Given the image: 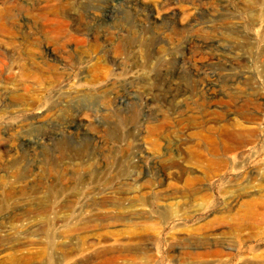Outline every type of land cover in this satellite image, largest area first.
Returning <instances> with one entry per match:
<instances>
[{
	"label": "rangeland",
	"instance_id": "374dc122",
	"mask_svg": "<svg viewBox=\"0 0 264 264\" xmlns=\"http://www.w3.org/2000/svg\"><path fill=\"white\" fill-rule=\"evenodd\" d=\"M6 1L20 7L13 11L19 22L0 18V27L18 31L9 36L0 30V92L29 87L42 98L30 108L1 93L0 176L9 177L15 164L39 173L49 159L60 161L63 145L90 148L96 167L85 175L70 167L66 177L91 181L95 169H126L139 194L153 189L156 199L139 214L112 215L88 230L0 225V264H22L23 258L25 264H264V158L258 163L245 149L242 163L213 169L203 144V164L189 165V176L198 178L192 189L165 179L174 160L198 149L192 134L201 128L190 127L187 118L203 122L206 133L223 125L222 117L244 121L243 104L258 100L249 113L263 132L252 150L264 148V0H55L59 17L37 22L43 0H0V10ZM20 60L38 73L48 60L55 77L46 73L51 77L41 86L16 76L11 84L6 78L15 70L9 67ZM67 179L46 176L33 190L16 186L15 201L22 210L61 205L49 219L75 216L82 201L71 211L68 192L56 193L71 185ZM123 195L127 204L135 193L125 187ZM36 215L32 223L44 220ZM222 218L225 224L218 223Z\"/></svg>",
	"mask_w": 264,
	"mask_h": 264
},
{
	"label": "bare ground",
	"instance_id": "6f19581e",
	"mask_svg": "<svg viewBox=\"0 0 264 264\" xmlns=\"http://www.w3.org/2000/svg\"><path fill=\"white\" fill-rule=\"evenodd\" d=\"M54 1L55 0H52V3H51L48 0L47 1L43 0L45 5H42V1H41V3L39 2V4L36 7V9H37L36 11L38 12V15L35 16L36 22H37V19H41V20L44 19V20L49 21L50 19L55 20V19H57V17H59L60 11H62V10L60 9V7H58L56 4L53 3ZM18 6L19 5L11 6L9 1H6L4 3V8L0 10L1 21H4V19L9 18L13 22H19V20L18 19L16 20L15 15L13 14L14 9H16V7H18ZM63 14H65V13H63ZM53 20H51V21H53ZM61 21H63V20H61ZM43 22H45V21H43ZM33 24H35V23H33ZM46 26H47V24H46ZM58 27H59V25H58ZM51 28H53V27H51ZM16 29L17 28H13V27L11 28L10 26L5 25L4 23H2L1 27H0L1 32L3 34L9 35V36L17 34L18 31H15ZM60 30H61V28H60ZM54 33H55V31H54ZM56 35H58V34H56ZM59 35H60V33H59ZM47 36H50V35H47ZM26 54H28V53H26ZM43 54H44V52H43ZM54 54H56V53H54ZM29 56H30L29 58L32 59V62H34V64H35V61L37 62V64H39V62L36 59L34 60L33 55L30 54ZM38 57H39V55H38ZM42 57H45V56L42 55ZM0 59H2V58L0 57ZM17 60L15 59V61H17ZM46 61H48V60H46ZM46 61L43 62L44 63L43 68H40L41 73L31 71L32 69L27 67V65H26L27 63L25 61L24 62L26 64L21 63V60H20V62H17L19 65L14 62V64L12 66H10L9 69L13 70V71L15 70V72L14 73L11 72L10 75L6 79L8 81H10L11 84H13L12 80L16 76H21V77H26V78L30 77L31 80L33 78L35 82L40 83L42 86L43 81H45L47 78L51 77V76L47 77V75L45 76V74L47 73L48 75L50 74L53 76V74L55 73L54 65L52 66L49 62H46ZM40 66H42V65H40ZM58 76L59 75H57L56 77L59 79ZM54 77H55V74H54ZM28 80H30V79L28 78ZM99 80H101V79L99 78ZM51 82H53V81H51ZM37 83H35V85ZM5 87L7 88L8 91L0 92V98L2 95L1 93L6 94L8 92V96L10 98L17 99L22 106L25 105V106H28L30 108H35L39 105L40 99L42 98L39 96L40 97V99H39V97L37 95L38 93L31 91V88H29V87H26L24 89L22 87V89L24 90L22 92H24V93L15 92L17 94L11 93L12 91L9 93V91L11 89L8 86H5ZM46 87H47V84H46ZM41 91H43V90H41ZM2 100H4V99H2ZM6 101H7V99H6ZM65 101H67V100L65 99ZM251 104L254 106L260 105L258 100H256V102L254 100H247L245 102V105L243 104L242 108L240 109V113H241L244 121L242 120V122H241V121L236 120L234 118L225 119L224 117H222L224 124L218 128H214V129L212 128L210 131H207L206 133H203V122H198L193 117L189 118V119L187 118V122H188V125L190 127L201 128L200 131L192 134V138H195L198 140V149L196 150L194 155H186V156H182V157L179 156V158L177 160H174V162H173L174 164L168 166V169L172 170V171H170L167 176L165 175L167 177V178L165 177V179L167 181L171 180V179L184 181L186 183V186L192 189L195 186L196 182L198 181V178L189 176V165L194 161L197 163L203 164V144H204L205 148L208 149V155H206L205 160L209 164V166H211L213 169H216V168L219 169L221 167L225 168V167H229L235 163H242L244 161L243 157L246 156V153H244L245 155L243 154V156H241V152H244L245 149H249L252 152V154L250 156L254 157L258 161V163H260L259 160L264 158V148L261 150H256V152L254 149L252 150V148H253L254 143L259 141L263 130H262L261 124L257 121V119L254 116H252V114L249 113V108L251 107ZM25 106H23V107H25ZM40 106H39V108H40ZM251 109H252V107H251ZM155 130H156V128L153 129V132H156ZM110 137L112 140H115V141L118 139V136H115V135H111ZM107 141L109 142V140H107ZM64 142H66V141H64ZM105 144H107V143H105ZM156 145H157V143H156ZM67 146H70V145H67ZM62 147H64V148L63 149L61 148L60 161L56 160L55 162H53V160L49 159L50 162L46 166L47 169L44 167L45 169H42L39 173L38 172L37 173L31 172V170H29L28 167L27 168L26 167L17 168L15 166L16 165L15 164L14 168H13L14 170H12L13 172L9 173V177L8 176H6V177L0 176V189L2 190V194H1L2 201L0 203V225L1 226L2 225H10L12 227L25 229L26 227L28 228L32 225H38L39 224L41 226H45V227H49V228H52V227H72V228L88 230V229L98 228V227H102V226L106 225V223L110 220V217L112 215L119 216L121 214H124V212H128V213L134 212V213L139 214L138 211L145 210L144 206L147 203H151V199H153L155 201L156 196H154L155 192L153 189H151V191H149V192L139 194V188H138L137 183H135L134 179L130 178V175L128 174V171L126 169H121V168H120L121 170L116 169V170H118L117 172L115 171L116 173L111 172L112 170L109 171L108 169L110 167L108 169H102L101 171H98L97 169H95L94 170L95 171V178L91 179V181H88L89 179L87 176L86 177L88 180H85L84 179L85 177L84 178L80 177L79 181H76V178H73L72 176H71V178L66 177L65 171H67V169L70 167L75 172V174L80 173V172H82V174L84 172H88V171L90 172L91 169H94L96 167V165H95L96 164V162H95L96 157H94L92 153L88 152V150L90 148L88 150H86L84 148L83 149L77 148V149L70 150V148L68 147L69 148V150H68L67 148H65L66 146L63 145ZM107 147H108V145H107ZM158 147L159 146H157V148ZM4 154L7 155L6 157H8L7 153H4ZM99 155H100V153H99ZM57 156H58V154H57ZM4 157H5V155H2V154L0 155V159H2ZM96 160H98V158H96ZM116 160L118 161L117 158H116ZM130 161H131V159H130ZM262 161L263 160H261V162ZM46 162H48V161H46ZM63 162H67V163H63ZM62 163L64 165H66V164H69V165H67L65 167ZM108 163H109V161H108ZM115 163H117V162H115ZM104 164H103V166H104ZM129 164L130 163H128V165ZM101 165H102V163H101ZM111 165H112V163H111ZM38 171H39V169H38ZM92 172H93V170H92ZM255 173H257V172H255ZM253 174L254 173H252L251 178H253V176H254ZM84 175H85V173H84ZM99 175L101 177H99ZM46 176L47 177L49 176L51 178L56 177L57 180L59 179L58 180L59 182H60V180H62L64 182V180L68 178L67 180L69 181V183L71 185L67 186L66 184H64L62 182L64 184V188L61 189V191H56V193L60 197L63 195H61V193H59V192H63V194H65V192H68L64 196H66L65 198L71 197L72 201L66 205L67 209H70L72 211L74 203H78V200H81L83 210L75 216H74V214L71 213L69 217L63 218L61 220H55V219L53 220V219L47 218V216H51V215L56 216L58 213L57 208L61 207V205H59V207H53L52 205L44 204V206H42L40 208L31 209V210H28V209L22 210L21 208H19V206L17 205V201H15L16 200V194H15V192H13V189L16 186L26 187V189L29 188L31 190L36 189V187L42 185L41 183L44 182L43 179ZM33 179L37 180L35 183L36 185H34V184L31 185V183L28 182V180H33ZM165 179H164V181H165ZM50 182H48V183H50ZM65 182H66V180H65ZM125 187H127V189L131 190L132 193H135V195L129 199V203H127V204H126V200H128V198H125V196L123 195V191H124ZM146 188H148V187H146ZM77 192H79L78 196L81 197L80 199L75 197V194ZM53 195H55V192L52 193V197H53ZM53 198H55V197H53ZM139 202H142V204H140ZM250 206L251 205L249 204L247 207H250ZM253 206H254V204H252V207ZM262 206H264V201L262 202ZM10 210H12V212H14V211L15 212L13 213L12 216H10L8 218L7 216H9V215L6 216V214H4V213L10 212ZM36 214L43 215L44 220L40 221L39 223L37 221L36 222L37 224H34L30 221L29 218L32 216H37ZM225 222H226V220L224 218L218 220L219 224H225ZM180 229H182V228H179V230ZM195 229H196V234L199 235L201 229H199L198 227H196ZM195 229H193V231ZM183 230H184V228H183ZM188 230H189V228H188ZM176 232H174V233H176ZM180 233H181V231H180ZM189 233H191V231ZM189 233L186 232V234H187V235L185 234L186 237L188 236ZM196 234H194V235H196ZM129 235L134 236L136 234L134 232H131V233H129ZM181 237H182V235H181ZM181 237H179V240H183V241L187 240V239H182ZM137 246L142 247L141 244H137L136 247ZM110 252H111L112 256H114V255L118 256L119 255V253H118V255H116V251H110ZM254 256H256V255L254 254ZM263 258H264V255H263ZM22 264H25V258H23ZM244 264H250V262L247 261V263L244 262Z\"/></svg>",
	"mask_w": 264,
	"mask_h": 264
}]
</instances>
